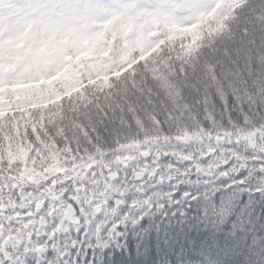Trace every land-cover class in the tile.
Returning a JSON list of instances; mask_svg holds the SVG:
<instances>
[{
	"label": "trees",
	"instance_id": "obj_1",
	"mask_svg": "<svg viewBox=\"0 0 264 264\" xmlns=\"http://www.w3.org/2000/svg\"><path fill=\"white\" fill-rule=\"evenodd\" d=\"M8 1L0 0V14ZM62 1L59 4L65 6L66 0ZM89 2L106 8L113 3L76 0L80 6ZM232 4L233 0H217L214 9L193 26L174 32L161 29V42L155 48L114 73L107 66L109 60L115 64L118 52L100 43L78 63L71 57L70 67L48 84L44 80L11 85L9 73L4 74L0 138L9 156L27 162L33 125L71 128L73 142L84 133L96 132L105 144L117 137L123 140L137 129L151 134L154 115L163 119L165 112L199 107L197 94L210 81L213 66L197 53L216 43L239 40L246 22L237 17ZM249 5L259 11L264 0H249ZM32 8L29 30L37 28L33 24L41 11L38 0ZM260 28L264 25L257 22L250 38L264 47ZM101 52L107 63L95 60L97 72L83 67L90 54L100 58ZM48 171L55 174L59 169ZM250 171L251 165L233 177L192 173L179 184L180 194L181 189L188 190L190 197L179 193L177 198L165 197L164 207L149 211L135 229L129 224L116 238H107L93 235L89 228L67 227L54 237L42 236L46 249L27 253L18 264H264V175L253 173L246 183L235 181L245 180Z\"/></svg>",
	"mask_w": 264,
	"mask_h": 264
},
{
	"label": "snow or ice",
	"instance_id": "obj_2",
	"mask_svg": "<svg viewBox=\"0 0 264 264\" xmlns=\"http://www.w3.org/2000/svg\"><path fill=\"white\" fill-rule=\"evenodd\" d=\"M230 7L246 22L239 40L197 53L213 66L210 81L197 94L199 107L165 112L163 119L154 115L151 134L137 129L105 144L96 132L73 142L71 128L33 125L27 162L10 157L0 138V264H18L29 252H43L42 236L51 238L81 223L93 209L116 212L131 190L192 173L238 174L250 165L252 171L238 183L253 173L264 175V47L250 38L257 22L264 25V7L257 11L249 0H233ZM117 227L109 237L120 234Z\"/></svg>",
	"mask_w": 264,
	"mask_h": 264
},
{
	"label": "rangeland",
	"instance_id": "obj_3",
	"mask_svg": "<svg viewBox=\"0 0 264 264\" xmlns=\"http://www.w3.org/2000/svg\"><path fill=\"white\" fill-rule=\"evenodd\" d=\"M36 1L9 0L2 6L0 86H5L6 80L2 76L7 73L11 85L41 84L44 80L47 84L54 82L56 77L70 67L73 62L71 57L77 61L100 43L118 52L113 57L115 64L112 65L108 59L107 66L109 71L117 72L120 66L143 57L155 48L161 42V29L174 32L193 26L217 4V0H112L111 6L106 8L100 6V3L94 5L90 2L80 6L76 0H66L65 6L59 4L63 3L62 0H38L41 11L37 12L38 18L33 24L37 28L29 30L30 13ZM25 7L28 11H25ZM136 51H139V56H133ZM104 54L101 52L100 58L90 54L91 58L87 59V65L83 67L97 72L95 60L101 65L106 64ZM183 177L180 176V179ZM167 184L176 187L172 179L162 180L150 187L152 189ZM177 184L181 187V180ZM126 210L128 208L122 210L119 206L113 212L114 215L109 217L113 222L93 219L90 213H86L82 227L91 229L93 235L100 232L108 234L116 222L124 221L125 216L129 217ZM110 212L108 208L106 213Z\"/></svg>",
	"mask_w": 264,
	"mask_h": 264
},
{
	"label": "flooded vegetation",
	"instance_id": "obj_4",
	"mask_svg": "<svg viewBox=\"0 0 264 264\" xmlns=\"http://www.w3.org/2000/svg\"><path fill=\"white\" fill-rule=\"evenodd\" d=\"M173 194H178L179 192L177 190L172 192ZM128 196H129V192L125 194V196L123 197L124 199V203H122L121 209L124 210L125 207H127V203H128ZM108 207H105L104 209H102V212L100 214L94 213L93 216H96V218H101V219H108L110 216L114 215L113 212H110L109 214H107ZM94 212V209H93ZM118 228H120V224H117Z\"/></svg>",
	"mask_w": 264,
	"mask_h": 264
},
{
	"label": "water",
	"instance_id": "obj_5",
	"mask_svg": "<svg viewBox=\"0 0 264 264\" xmlns=\"http://www.w3.org/2000/svg\"><path fill=\"white\" fill-rule=\"evenodd\" d=\"M65 216L69 219V220H71V217H68V213H67V210H66V212H65ZM72 224H76V223H72ZM80 224V223H79ZM78 225V224H77Z\"/></svg>",
	"mask_w": 264,
	"mask_h": 264
}]
</instances>
